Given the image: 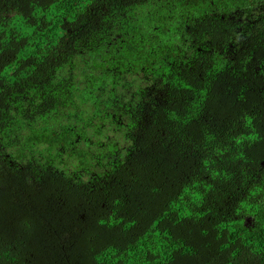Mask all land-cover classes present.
<instances>
[{"label":"trees","instance_id":"trees-1","mask_svg":"<svg viewBox=\"0 0 264 264\" xmlns=\"http://www.w3.org/2000/svg\"><path fill=\"white\" fill-rule=\"evenodd\" d=\"M0 264H264V0H0Z\"/></svg>","mask_w":264,"mask_h":264}]
</instances>
